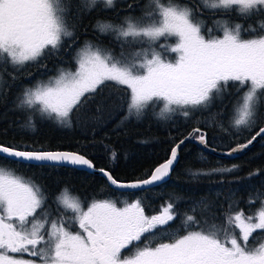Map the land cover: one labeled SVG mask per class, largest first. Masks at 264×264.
I'll return each instance as SVG.
<instances>
[{
	"label": "snow or ice",
	"instance_id": "6c2138e0",
	"mask_svg": "<svg viewBox=\"0 0 264 264\" xmlns=\"http://www.w3.org/2000/svg\"><path fill=\"white\" fill-rule=\"evenodd\" d=\"M116 5L117 0H0V98L10 87L3 79L9 66L13 81L15 73L26 66L46 68L44 61L58 57L66 40L74 42L76 25L85 14L115 9ZM127 7L133 9V3ZM205 11L212 16L264 17V0H198L196 5L147 0L138 17L126 15L119 23L97 20L95 30L119 42V57L87 42L77 53L75 71L60 69L57 76L25 87L16 107L30 112L26 127L34 128L33 115L71 127L73 120L97 122L113 106L126 107L128 117L140 119L150 106L162 105L154 113L159 120L178 114L185 123L216 124L227 131L216 120L219 113H209L207 118L204 113L216 100L235 94L229 123L237 132H250L264 107V20L257 21L258 31L252 25L244 28L230 19H215L206 29V38L202 32ZM214 30L222 36H215ZM242 31L249 33V38H244ZM170 37L176 38L175 44L161 47L176 55L162 58L151 45ZM144 43L149 44L148 49L135 50ZM125 91L126 97L122 95ZM93 109L95 114L90 115ZM261 136L264 127L224 155L235 158ZM186 140L209 150L207 132L196 126L174 144L169 158L147 179L121 182L111 172L99 171L112 186L146 190L170 175ZM115 157L113 152L112 159ZM0 159L16 165L95 169L80 152L35 150L23 144H0ZM199 159L207 160L203 153ZM238 170L239 165L233 164L189 169V175L194 179L218 175L223 184L226 175ZM221 194L222 190L216 191V201L206 197L192 201L182 215L185 234L161 230L157 242V229L170 226L177 218L176 204L182 198L170 199L159 214L148 216L140 200L124 207L109 200L93 201L85 210L80 198L65 188L55 198L54 213L39 183L0 166V264H264V240L257 243L258 238L253 237L258 230L264 235V194L249 196V205L256 200L261 205L249 215L239 208L234 190L223 203ZM217 208L222 218L216 215ZM69 210L72 215H66ZM218 219L222 223L217 224ZM73 225L79 230L72 231Z\"/></svg>",
	"mask_w": 264,
	"mask_h": 264
},
{
	"label": "trees",
	"instance_id": "16d2710c",
	"mask_svg": "<svg viewBox=\"0 0 264 264\" xmlns=\"http://www.w3.org/2000/svg\"><path fill=\"white\" fill-rule=\"evenodd\" d=\"M78 2V0H74ZM147 0H123L117 2L115 9L93 10L85 14L82 23L76 25L75 40L65 41V47L58 57H50L44 61L46 68L36 66H26L19 73H15L16 79L12 80L9 73H13L11 66L7 68L3 79L10 87L7 93L0 98V143L11 146L28 145L35 150H74L86 155L91 159L98 169H107L120 181L147 178L151 172L170 156V150L175 143L186 136L193 127L199 126L208 134L209 146L221 151L230 149L238 143H245L264 125V107L261 108V118L259 123L249 132L241 129L237 132L231 127L229 121L232 116L233 106L237 99L235 94H226L223 100H216L208 112L204 113L207 118L209 113H219L216 117L218 123H223L227 131L222 130L214 124L212 127H205L204 124L185 123L183 117L178 114L170 120H159L155 112H159L162 105H157L155 109L151 106L146 110L144 116L137 119L135 116L128 117L126 107L108 108L97 122H77L73 120L71 127H64L53 120L41 118L39 115L32 116L34 128L26 127L30 112L16 107V99L23 92L25 87H31L41 77L56 74L57 65L63 59L74 56V49L79 50L86 42H99L104 45H114L109 43V35H102L95 30L97 20L111 21L127 12L135 11ZM183 3L195 5L194 0H181ZM128 3H133V9L127 7ZM203 17L220 18L227 16H212L205 11ZM233 23H240L244 28L254 25L259 31L258 20L264 17H241L232 13ZM213 24L205 23L202 29L207 37V28ZM214 35L222 32L215 30ZM249 33L242 32L244 38H249ZM157 47L159 43L155 44ZM154 45V46H155ZM138 45L135 46V48ZM163 51V49H162ZM78 51H75L77 54ZM74 56V57H73ZM74 61L69 66L74 65ZM67 68V66L65 67ZM48 76V77H49ZM47 77V78H48ZM125 88L127 86H121ZM231 91V90H230ZM122 95L127 96V92ZM95 114V109L90 115ZM116 157L112 159V153ZM201 153L207 158L206 161L199 159ZM239 165V170L224 177V183L220 182V176L211 178L200 177L194 179L189 175V169H210L220 166ZM0 166L12 168L17 175L25 179H33L39 183L47 196V204L52 207L55 213V198L60 195L63 189L67 188L71 195L80 198L84 207L93 201L109 200L122 207L126 203H134L140 200L145 214L148 216L159 214L163 205L174 198H182L176 204L179 212L174 221L169 225L160 226L157 229L156 240L161 239V230L169 232L175 231L178 234H185L182 226V215L187 212L192 201L206 197L209 201H216V191L222 190L219 198L220 203L231 191H235L234 199L239 201V208L244 209L245 214H254L260 208V200L249 205V196H255L257 192L264 194V136L242 156L228 159L215 153L208 152L197 143L189 141L182 145L179 150V161L168 181L146 190L123 192L113 189L108 180L101 175L90 173L85 170L69 166L59 167H35L26 165H16L7 160L0 159ZM259 169L258 175L249 177V173ZM227 208V204H225ZM235 210V209H234ZM218 217L223 216L222 211L215 210ZM66 215H72L67 211ZM222 223V219L216 221ZM77 225H73L75 228ZM258 238L256 242L263 240L264 235L258 230L253 234ZM253 238H250V244Z\"/></svg>",
	"mask_w": 264,
	"mask_h": 264
},
{
	"label": "rangeland",
	"instance_id": "374dc122",
	"mask_svg": "<svg viewBox=\"0 0 264 264\" xmlns=\"http://www.w3.org/2000/svg\"><path fill=\"white\" fill-rule=\"evenodd\" d=\"M123 0H117V2H122ZM147 3V2H146ZM145 3V4H146ZM145 4L144 5H141L140 7H138L135 11H131V12H127V13H125L124 15H121V16H119V17H117L115 20H111L110 22H113V23H119L122 19H123V17H125L126 15H132V16H135V17H138V16H140L141 15V9H143L144 7H145ZM194 4L196 5V4H198V0H194ZM202 19H204L205 20V22L206 23H209V24H213V20H215V19H221V20H223V19H230V21H232V19H231V17H220V18H208V17H202ZM253 27H256V26H254V25H252ZM257 28V27H256ZM215 31V30H214ZM243 32V31H242ZM248 34V33H247ZM215 36H222V34H220V35H215ZM206 37V36H205ZM109 38H110V40H109V43H111V44H114L113 46L112 45H104V44H101V43H99V42H91L92 44H94V45H99V46H101V47H103V48H106V49H109L111 52H112V54L114 55V56H117V57H119V55H120V52H121V47H120V44H119V42H117V41H115L114 39H113V37L111 36V35H109ZM207 38V37H206ZM175 42H176V38L175 37H170L169 39H167V40H165L164 38H161L159 41H157L155 44H157V43H159V46L157 47L155 44H152L151 45V48L152 49H154L155 51H157V52H160L161 53V56H162V58H166V59H173L174 57H175V53H167V52H164V50L162 51V49H163V47H161L162 45H165V44H171V45H174L175 44ZM87 43V42H86ZM86 43H84L81 47H80V49L81 48H83L84 46H85V44ZM155 45V46H154ZM149 48V44L148 43H144V44H138V47H136L135 48V50L136 51H139L140 49H148ZM79 49V50H80ZM79 50H73L74 51V56L76 55L77 56V54H75V51H79ZM78 53V52H77ZM73 56V57H74ZM76 58V57H75ZM74 61V58L71 60L70 58H67V59H63L62 61H60V63L57 65V70L58 69H65V70H71V71H75V69H76V67H77V65H76V59H75V61H74V65L73 66H69L70 64H71V62H73ZM67 66V68H65ZM58 73H59V71L56 73V74H50V75H52V76H49V77H55V76H57L58 75ZM48 76H46V78L45 77H41L40 78V80H44V81H46L49 77ZM48 77V78H47ZM87 207L88 206H86V207H84L85 208V210L87 209ZM118 207V206H117ZM122 207H124V206H122ZM255 222V221H254ZM77 230H79L78 229V226H76L75 228H72V231H77ZM263 240H264V238H263ZM25 259H27V258H29L27 255H25V257H24Z\"/></svg>",
	"mask_w": 264,
	"mask_h": 264
},
{
	"label": "water",
	"instance_id": "95a60500",
	"mask_svg": "<svg viewBox=\"0 0 264 264\" xmlns=\"http://www.w3.org/2000/svg\"><path fill=\"white\" fill-rule=\"evenodd\" d=\"M262 127H264V125H263ZM261 137H263V136H261ZM261 137H257L256 141H254L253 144L249 146V148H250L251 146H253V145H254V144H255V143H256ZM186 142H189V141L186 140L185 143H186ZM192 142L197 143L200 147H202L204 150H206V149L204 148V146H202L201 144H199L197 141H192ZM185 143H184V144H185ZM0 144H1V143H0ZM241 144H242V143H241ZM181 147H182V145H181ZM181 147H180V148H181ZM234 147H235V146H234ZM212 148H215V147H210V146H209V150H206V151L211 152V153H215V154H217V155H219V156L226 157V158H228V159H234L233 157H229V156L224 155V153H226L229 149L221 151V150L215 148V151H212V150H210V149H212ZM249 148L245 149V150H244L243 152H241V153L236 154L235 158L242 156L245 152H247V151L249 150ZM51 151H57V150H51ZM59 151H74V150H59ZM74 152H77V151H74ZM81 154H82V153H81ZM86 157H87V156H86ZM87 158H88V157H87ZM88 159H89V158H88ZM90 160H91V159H90ZM91 161H92V160H91ZM165 161H166V160H165ZM165 161H163L162 163H164ZM178 161H179V155H178V160H177V162H176V163L173 165V167H172V170H171V172H170V175H169L164 181L159 182L158 184H154V185L147 186V189H149V188H153V187H156V186H159V185L165 183L166 181H168V180L170 179V177H171V175H172V173H173V171H174V169H175V167H176ZM92 162H93V161H92ZM162 163H160V164H162ZM93 164H94V163H93ZM160 164H159V165H160ZM159 165H158V166H159ZM69 167H74V168H77V169L85 170V171H88V172H90V173L98 174V175H101L102 177L106 178V177H105V176L99 171V169L96 168V167H95V169H88V168L75 167V166H69ZM156 167H157V166H156ZM105 170L108 171V172H110V171L107 170V169H105ZM111 174H112V173H111ZM148 177H149V176H148ZM148 177H147V178H148ZM147 178H143V179H134V180H128V181H121V182H131V181H137V180H144V179H147ZM106 179H107V178H106ZM118 181H120V180H118ZM108 183H109V185H110L113 189L118 190V191L132 192V191H140V190H142V189L119 188V187H116V186H112V185L110 184L109 181H108Z\"/></svg>",
	"mask_w": 264,
	"mask_h": 264
},
{
	"label": "flooded vegetation",
	"instance_id": "af4514ba",
	"mask_svg": "<svg viewBox=\"0 0 264 264\" xmlns=\"http://www.w3.org/2000/svg\"><path fill=\"white\" fill-rule=\"evenodd\" d=\"M89 206V205H88Z\"/></svg>",
	"mask_w": 264,
	"mask_h": 264
}]
</instances>
